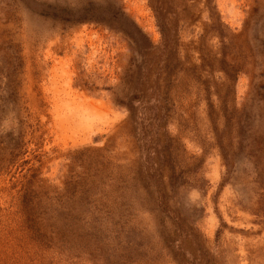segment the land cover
I'll return each mask as SVG.
<instances>
[{"label": "rangeland", "instance_id": "374dc122", "mask_svg": "<svg viewBox=\"0 0 264 264\" xmlns=\"http://www.w3.org/2000/svg\"><path fill=\"white\" fill-rule=\"evenodd\" d=\"M0 264H264V0H0Z\"/></svg>", "mask_w": 264, "mask_h": 264}]
</instances>
